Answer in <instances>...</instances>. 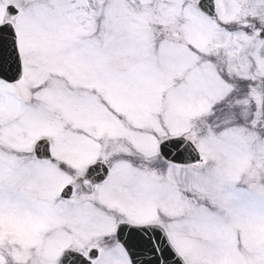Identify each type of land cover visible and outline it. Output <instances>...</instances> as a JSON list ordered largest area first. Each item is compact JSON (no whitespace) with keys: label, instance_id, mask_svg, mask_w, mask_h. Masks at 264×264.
Masks as SVG:
<instances>
[{"label":"snow or ice","instance_id":"6c2138e0","mask_svg":"<svg viewBox=\"0 0 264 264\" xmlns=\"http://www.w3.org/2000/svg\"><path fill=\"white\" fill-rule=\"evenodd\" d=\"M0 264H264V0H0Z\"/></svg>","mask_w":264,"mask_h":264}]
</instances>
